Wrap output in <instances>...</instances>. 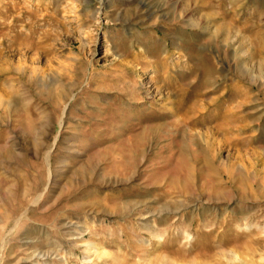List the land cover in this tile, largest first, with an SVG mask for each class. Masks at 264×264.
I'll return each mask as SVG.
<instances>
[{
    "label": "rangeland",
    "instance_id": "1",
    "mask_svg": "<svg viewBox=\"0 0 264 264\" xmlns=\"http://www.w3.org/2000/svg\"><path fill=\"white\" fill-rule=\"evenodd\" d=\"M0 264H264V0H0Z\"/></svg>",
    "mask_w": 264,
    "mask_h": 264
}]
</instances>
